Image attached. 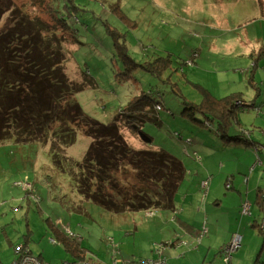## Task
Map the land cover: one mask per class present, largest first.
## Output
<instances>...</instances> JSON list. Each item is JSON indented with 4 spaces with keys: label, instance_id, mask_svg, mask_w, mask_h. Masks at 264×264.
<instances>
[{
    "label": "rangeland",
    "instance_id": "374dc122",
    "mask_svg": "<svg viewBox=\"0 0 264 264\" xmlns=\"http://www.w3.org/2000/svg\"><path fill=\"white\" fill-rule=\"evenodd\" d=\"M213 1L79 0L83 9L91 11L85 14L86 22L97 24L90 33H84L83 47L80 44L78 48L71 39L65 44L69 53L65 71L70 81L86 84V91L76 96L83 109L109 123L127 103L132 105L136 96L159 88L160 83L166 93L164 99L174 106L175 92L194 103L202 102L206 91L218 99L237 94L249 102L246 96L256 92L248 83L256 64V71L262 73L257 71L254 76L263 95L264 60L238 54L242 47L236 39L242 41L243 30L239 20L246 16L225 3L224 10L211 7ZM49 3L51 0H44L41 7H28L54 25ZM9 17V13L3 17L0 31ZM118 45H123L137 62L170 56L172 66H168L163 81L134 65L128 73H121L126 65H118ZM73 52L74 59L70 58ZM86 78L94 79L96 85L86 83ZM259 102H255L257 107L252 106L255 111L239 112V129L250 128L252 120L256 127L264 125V108ZM170 127V134L182 132L185 139L169 135L158 125L146 124L143 129L155 144L181 156L188 168L177 199V213L154 211V216L149 212L114 215L79 194L78 180L89 173L87 168L79 171V164L92 144L82 132L60 159L61 166L66 164L72 173L54 165L50 146H40L42 150L36 156L30 147L0 145V264L14 263L17 249L24 244L49 264H212L216 256H208V245L202 246L205 238L213 244V252L227 244L220 255L217 250L215 264H228L229 259L249 264L250 257L259 264L264 259V146L192 149L184 142L188 138L180 121L170 122ZM137 128L141 129L139 125ZM122 129L133 148L147 150L138 132ZM254 135L264 143V134L258 129ZM137 176L129 170L116 174L118 180L132 182L131 192L139 187ZM89 177V181L99 183L95 173ZM206 181L208 185L204 186ZM103 188V193H114L109 186ZM189 228L202 235L193 237L187 232ZM56 233L77 238L80 250L86 249V257H73L60 242L53 243L58 240ZM177 236L175 247L172 244ZM240 236L246 238L243 251H239ZM194 241L198 246H193Z\"/></svg>",
    "mask_w": 264,
    "mask_h": 264
},
{
    "label": "trees",
    "instance_id": "16d2710c",
    "mask_svg": "<svg viewBox=\"0 0 264 264\" xmlns=\"http://www.w3.org/2000/svg\"><path fill=\"white\" fill-rule=\"evenodd\" d=\"M78 1L51 0L48 11L54 17L55 24L52 25L43 18L44 15L36 16L28 7H41L44 0H0V23L7 13L10 14L0 31V145L13 143L30 147L36 156L42 150L40 146H50L54 165L72 173L66 164L61 166L60 159L64 150L77 143L78 134L82 132L92 139V144L79 164V171L87 168L89 173L78 180L76 188L81 196L116 215L175 210L180 188L188 175L181 156L171 154L155 144L153 137L143 133L146 124L158 125L169 135L185 139L182 132L171 131L170 134V122L179 120L188 138L184 142L192 149L223 147L227 150L246 143L252 147L264 146L253 137L250 129H242V135L236 134L241 125L239 112L252 110L255 106L237 94L218 99L206 91L202 102L194 103L175 92L177 105L174 106L171 100L164 99L166 93L161 91L163 85L160 83L159 88L155 86L156 89L144 90L141 96H136L132 105L127 103L109 123L87 113L76 99L79 93L86 91V84L70 81L65 71L69 61L65 44L71 39L78 48L80 44L83 47L84 33H90L97 25L86 22L85 14L91 11L83 9ZM112 35L115 36L114 31L110 33ZM118 48L121 60L118 65H126L121 73H128L134 65L162 80L168 66H172L170 56L137 62L123 45ZM75 56L76 52H73L70 58ZM94 81L85 80L90 84H95ZM124 127L151 139V144H145L147 150L133 148L123 135ZM126 170L138 174L139 187L134 192H131L132 182L116 178L118 172L125 173ZM93 173L99 181L97 184L89 181ZM103 185L109 186L114 193H103ZM56 235L55 244L60 242L73 257L81 260L86 257V249L80 250L77 238L62 233ZM23 247L42 264H49L42 255H34L27 244ZM259 264H264V259Z\"/></svg>",
    "mask_w": 264,
    "mask_h": 264
},
{
    "label": "crops",
    "instance_id": "0c3cea01",
    "mask_svg": "<svg viewBox=\"0 0 264 264\" xmlns=\"http://www.w3.org/2000/svg\"><path fill=\"white\" fill-rule=\"evenodd\" d=\"M213 2H214L213 4L211 3V7L215 6V7H218L220 9L224 10L223 4L225 3V4H227V7L234 10V12L240 11V12L244 13V15L246 16V19L239 20V27H241L243 29L241 31V36H240L242 41H240L238 38L236 39L239 42V47H242L241 51L238 52V54H239V56H241L243 58H247V59H252L254 57H260L259 60L263 61L264 60V0H215ZM246 23H249V24H246ZM235 46H237V42L235 43V45L233 47H235ZM247 64H248V62H247ZM258 67H259L258 64H256V66H253L252 77L248 81L251 88H255V91H256L255 95H253V94L251 96L248 95V96H246V99L249 100V102L252 103V105H255L256 101H260L259 103H262L263 104L262 107L264 108V92L262 95L261 85H260V83H256V76H254L257 74L258 70L256 71V69ZM254 69H255V71H254ZM258 73H262V72L259 70ZM252 93H253V91H252ZM255 106L257 107V105H255ZM253 111H255V110L253 109ZM253 121L254 120H252V122H251L252 126L250 128H246L247 126H242L240 129L239 128L236 129V134L238 135V133L239 134L241 133V135H242V132H243L242 129H245V130L250 129L251 131H253V137H255L254 133L256 132V129H258V131L260 133L264 134V132H263L264 131V128H263L264 125L256 127V126H254ZM239 130H241V131H239ZM239 145L244 146L245 148H249V149H250V147H252L251 145H249V143L239 144ZM236 146H238V144L231 146V148H234ZM154 211L158 212V211H163V210H154ZM154 211L149 212V214L153 215L152 212H154ZM171 212L177 213V202L175 204V210H173ZM114 215H116V214H114ZM241 227H242V225H241ZM187 232L190 233L193 237H197V238H199L202 235L199 230H194L191 228L187 229ZM233 235H236V234H233ZM233 235H232V238H233ZM240 237H241L242 247L239 249V251H243V248L245 247L243 244L246 242V238H244L243 236H240ZM163 239H164V241H167L166 238H163ZM205 240H206V238L202 240V246L204 247L205 245H208V251H209L208 256L209 257L211 255L218 257V252L220 255L221 252L224 250L223 248L227 245V244H222L217 249H215V251L213 252V249H214L213 244H211L208 241L205 242ZM178 241H179V238L177 236L176 240L174 241V243L172 245L176 247L177 246L176 243ZM162 244H163L162 248H164L163 246H165V245H164V243H162ZM192 244H193V246H198L197 241H194ZM217 250H218V252H217ZM172 254H175V253L174 252L171 253L170 257ZM216 257L213 259L212 264H215L216 259H217ZM226 259H228V258H226ZM256 260H254L253 258L250 257L249 264H254L256 262ZM231 261L235 262V259L234 260L229 259V261H227V263L228 264H239V263H233V262L230 263Z\"/></svg>",
    "mask_w": 264,
    "mask_h": 264
},
{
    "label": "built area",
    "instance_id": "2783aa9c",
    "mask_svg": "<svg viewBox=\"0 0 264 264\" xmlns=\"http://www.w3.org/2000/svg\"><path fill=\"white\" fill-rule=\"evenodd\" d=\"M208 185V181L204 182V186ZM55 243V241H53ZM17 255L18 259L12 263V264H41L40 260L33 256L30 251H28L26 248L23 246H20L17 249ZM154 264V263H151Z\"/></svg>",
    "mask_w": 264,
    "mask_h": 264
},
{
    "label": "water",
    "instance_id": "95a60500",
    "mask_svg": "<svg viewBox=\"0 0 264 264\" xmlns=\"http://www.w3.org/2000/svg\"><path fill=\"white\" fill-rule=\"evenodd\" d=\"M140 137L142 138V140L145 142V143H148V144H151L152 143V140L147 138L144 134H140Z\"/></svg>",
    "mask_w": 264,
    "mask_h": 264
},
{
    "label": "clouds",
    "instance_id": "9594fccd",
    "mask_svg": "<svg viewBox=\"0 0 264 264\" xmlns=\"http://www.w3.org/2000/svg\"><path fill=\"white\" fill-rule=\"evenodd\" d=\"M139 135H140V134H139ZM140 138H141V137H140ZM53 241H55V240H52V242H53ZM53 243H54V242H53ZM123 263H125V262H123ZM125 264H127V263H125ZM154 264H156V263L154 262Z\"/></svg>",
    "mask_w": 264,
    "mask_h": 264
}]
</instances>
